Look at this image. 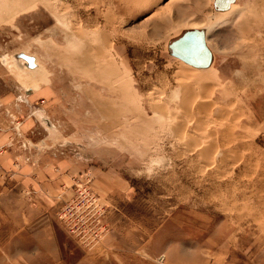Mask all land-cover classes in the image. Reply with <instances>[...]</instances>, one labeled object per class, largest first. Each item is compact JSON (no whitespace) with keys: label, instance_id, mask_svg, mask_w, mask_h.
I'll use <instances>...</instances> for the list:
<instances>
[{"label":"rangeland","instance_id":"1","mask_svg":"<svg viewBox=\"0 0 264 264\" xmlns=\"http://www.w3.org/2000/svg\"><path fill=\"white\" fill-rule=\"evenodd\" d=\"M192 29L207 69L169 52ZM5 137L41 174L0 264H264V0H0Z\"/></svg>","mask_w":264,"mask_h":264},{"label":"crops","instance_id":"2","mask_svg":"<svg viewBox=\"0 0 264 264\" xmlns=\"http://www.w3.org/2000/svg\"><path fill=\"white\" fill-rule=\"evenodd\" d=\"M8 138L5 137L4 140L0 139V209H4V206L8 205L9 202L15 203V199H11V192L9 188L20 186V189H28L33 192L31 201H35V198L39 197V186L33 184V177L38 181V176L41 174L39 169L30 166L28 163L23 162L22 154L19 151L13 150L12 147L8 146ZM20 160V161H19ZM54 183H51L56 188V179L57 187L61 186L62 179L54 174ZM42 186V185H41ZM58 191V190H57ZM23 192H27L24 191ZM56 193V189L53 190ZM19 201H21L19 199ZM30 201V202H31Z\"/></svg>","mask_w":264,"mask_h":264},{"label":"water","instance_id":"3","mask_svg":"<svg viewBox=\"0 0 264 264\" xmlns=\"http://www.w3.org/2000/svg\"><path fill=\"white\" fill-rule=\"evenodd\" d=\"M232 3L234 0H214L215 8L221 12L229 10ZM168 49L173 57L193 68L207 69L212 61L203 30L185 31L169 44Z\"/></svg>","mask_w":264,"mask_h":264},{"label":"bare ground","instance_id":"4","mask_svg":"<svg viewBox=\"0 0 264 264\" xmlns=\"http://www.w3.org/2000/svg\"><path fill=\"white\" fill-rule=\"evenodd\" d=\"M229 13V12H228ZM228 13H225V14H228ZM231 13V15H232V12H230ZM234 13V12H233ZM224 14V15H225ZM221 15V14H220ZM230 15V14H229ZM222 16V15H221ZM226 16V15H225ZM230 17V16H229ZM231 18V17H230ZM226 19V17H221L218 21H216L215 23H213V25H217V24H222L224 21H226L225 20ZM229 19V18H228ZM217 20V19H216ZM226 22H228V21H226ZM211 23V22H210ZM225 23V22H224ZM218 26V25H217ZM222 26V25H221ZM208 30V29H207ZM207 30H203L204 31V33H205V35L207 36V34H208V31ZM205 36V37H206ZM207 44V47H208V49H213V48H215L212 44H210V43H206ZM215 50V49H214ZM14 61L17 63V62H20L19 60L18 61H16L14 58L12 59V62H11V67H12V69H17V68H15V63H14ZM25 61H27V60H25ZM28 62V64H26V62H24V63H21L22 64V68H20V71H19V73L20 72H25L26 70H29V71H35V70H37L38 68H37V66H35V65H33L32 63H30L29 61H27ZM36 64V63H35ZM18 71V70H17ZM38 71V70H37ZM17 73V72H16ZM19 77V76H18ZM205 77V76H204ZM203 77V78H204ZM209 79V78H208ZM208 82V81H207Z\"/></svg>","mask_w":264,"mask_h":264}]
</instances>
